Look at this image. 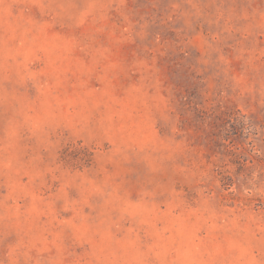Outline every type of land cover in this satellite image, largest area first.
<instances>
[{
    "label": "rangeland",
    "instance_id": "374dc122",
    "mask_svg": "<svg viewBox=\"0 0 264 264\" xmlns=\"http://www.w3.org/2000/svg\"><path fill=\"white\" fill-rule=\"evenodd\" d=\"M0 264H264V0H0Z\"/></svg>",
    "mask_w": 264,
    "mask_h": 264
}]
</instances>
